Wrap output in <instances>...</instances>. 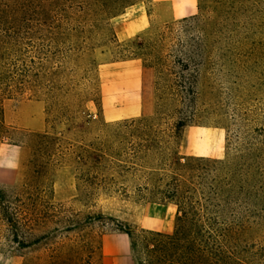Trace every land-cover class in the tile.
Masks as SVG:
<instances>
[{
	"label": "rangeland",
	"instance_id": "obj_1",
	"mask_svg": "<svg viewBox=\"0 0 264 264\" xmlns=\"http://www.w3.org/2000/svg\"><path fill=\"white\" fill-rule=\"evenodd\" d=\"M1 98L0 264H264V0H0Z\"/></svg>",
	"mask_w": 264,
	"mask_h": 264
},
{
	"label": "trees",
	"instance_id": "obj_2",
	"mask_svg": "<svg viewBox=\"0 0 264 264\" xmlns=\"http://www.w3.org/2000/svg\"><path fill=\"white\" fill-rule=\"evenodd\" d=\"M4 96V95H2ZM3 101L2 98L0 99V118L2 117V108H3ZM32 138L36 139L38 142L45 141V144H42V151L37 152L38 155L34 153V157L32 159V164L34 165V170H33V175L30 179H24V183H20L13 188L10 189V193H3L2 197H0V200H2V204L6 205H15L17 207V212L16 209L14 210V213H4V218L6 220V223L8 224V228L12 232L13 236V242L17 244V247L19 249H25L29 247L26 245V243L23 242H18L16 240L17 238V233L20 230H25L29 229L30 226L33 223H39L43 222L44 219L48 217H42L44 211L42 209H46L47 206H44L41 204V199L40 195L41 192L43 191V188L45 187V182H46V176H47V171H42L41 164L42 162L39 161V157L45 156L48 158L47 166L51 163L52 158L55 156L57 153L59 146H58V139L55 137H51L48 135H31ZM3 141L10 140V131L9 129H5L3 132V135L0 136ZM15 146H18L17 144H14ZM41 154V156H40ZM102 156L95 154L93 156L94 163H99L100 159ZM83 165L86 164L85 161L81 162ZM96 177L95 175H92L89 171H79L78 175V181L85 183L89 187H92L96 185ZM31 191H34L35 193H29ZM9 206H6V209H10ZM41 208V209H40ZM21 213V214H19ZM19 214V215H18ZM19 216L21 218H16L14 219V216ZM35 215V216H32ZM43 218V220H42ZM41 220V221H40ZM74 227L72 225L70 228ZM70 231V230H68ZM128 234V233H127ZM144 234V233H143ZM137 237H132V247L133 250L135 251L138 247V241L135 239Z\"/></svg>",
	"mask_w": 264,
	"mask_h": 264
},
{
	"label": "crops",
	"instance_id": "obj_3",
	"mask_svg": "<svg viewBox=\"0 0 264 264\" xmlns=\"http://www.w3.org/2000/svg\"><path fill=\"white\" fill-rule=\"evenodd\" d=\"M12 182H13V175H12V177L10 176V179H7L6 181H4V183H6V184H10ZM64 193H68V192L64 191Z\"/></svg>",
	"mask_w": 264,
	"mask_h": 264
}]
</instances>
